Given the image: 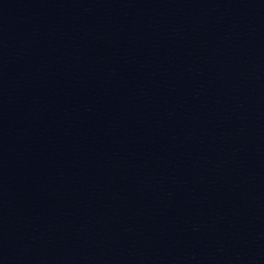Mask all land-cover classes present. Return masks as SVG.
Listing matches in <instances>:
<instances>
[{"label": "water", "instance_id": "obj_1", "mask_svg": "<svg viewBox=\"0 0 264 264\" xmlns=\"http://www.w3.org/2000/svg\"><path fill=\"white\" fill-rule=\"evenodd\" d=\"M0 264H264V212L0 224Z\"/></svg>", "mask_w": 264, "mask_h": 264}]
</instances>
